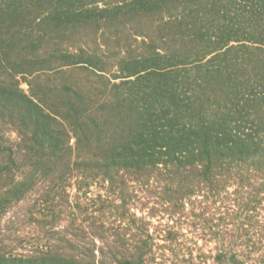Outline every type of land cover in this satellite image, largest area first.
<instances>
[{
  "label": "trees",
  "instance_id": "obj_1",
  "mask_svg": "<svg viewBox=\"0 0 264 264\" xmlns=\"http://www.w3.org/2000/svg\"><path fill=\"white\" fill-rule=\"evenodd\" d=\"M0 264H264V0H0Z\"/></svg>",
  "mask_w": 264,
  "mask_h": 264
},
{
  "label": "rangeland",
  "instance_id": "obj_2",
  "mask_svg": "<svg viewBox=\"0 0 264 264\" xmlns=\"http://www.w3.org/2000/svg\"><path fill=\"white\" fill-rule=\"evenodd\" d=\"M77 78L83 80V79H85V76L80 75V76L77 77ZM28 81H31V79H28L27 81H26V80L23 81V79H22V81H21V89H22L26 94H30L29 86H28V83H27Z\"/></svg>",
  "mask_w": 264,
  "mask_h": 264
}]
</instances>
